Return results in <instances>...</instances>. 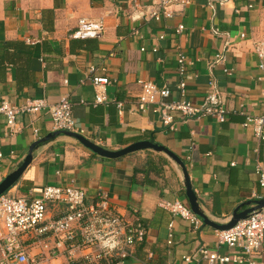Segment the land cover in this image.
Wrapping results in <instances>:
<instances>
[{
  "label": "crops",
  "instance_id": "obj_1",
  "mask_svg": "<svg viewBox=\"0 0 264 264\" xmlns=\"http://www.w3.org/2000/svg\"><path fill=\"white\" fill-rule=\"evenodd\" d=\"M159 2L0 0V104L46 99L54 105L68 98L93 143L111 151L140 141L169 149L185 162L201 211L211 222L225 225L239 208L244 211L264 200L257 175L258 164L264 167V141L243 126L241 114L264 113V69L255 52V43L264 41V0H189L167 8L173 19H149ZM81 18L104 20V37L73 38ZM180 25L185 30L177 34ZM179 51L194 62L187 99L201 103L213 88L229 112L224 124L178 115V130L171 132L152 111L139 112L140 81L170 89L169 102L180 100ZM93 66L98 76L111 79L109 104L93 105ZM115 101L124 103L121 116ZM56 133L48 112L21 116L14 136L0 117V184L23 164L36 142ZM160 158L169 163L162 166ZM103 159L58 133L35 150L32 164L7 194L33 200L47 186L74 185L92 203L106 191L122 216L131 218L138 210L147 227L146 242L126 264H209L200 256L201 248L231 253L219 244V231L203 220L195 229L161 207L179 201L190 208L183 172L165 154L142 151L120 160ZM151 160L154 165L149 166ZM50 209L56 215L65 208ZM258 261L264 264V251ZM53 264L67 263L62 259Z\"/></svg>",
  "mask_w": 264,
  "mask_h": 264
},
{
  "label": "built area",
  "instance_id": "obj_2",
  "mask_svg": "<svg viewBox=\"0 0 264 264\" xmlns=\"http://www.w3.org/2000/svg\"><path fill=\"white\" fill-rule=\"evenodd\" d=\"M178 3L188 4L189 0H160L149 19H173V13L167 8ZM106 30L102 19L95 21L81 18L72 37L79 40L102 39ZM184 30L185 26L180 25L177 34ZM242 37L245 38V35ZM28 43L34 42L28 40ZM255 52L264 69V41L255 43ZM177 62L180 100L169 102L173 94L170 89L159 88L153 82L140 81L142 91L137 102L139 112L146 115L152 111L171 132L178 130V115L184 119L212 118L220 124L227 122L229 112L213 88L201 103L187 99V76L194 62L183 51L178 52ZM97 72L95 66L89 69L96 92L93 105L109 104L111 100L106 88L112 83L111 79L98 76ZM115 104L119 115H123L124 103L115 101ZM43 112L50 115L55 131L86 135L87 129L75 118L73 104L68 98L54 105L46 99H29L19 106L8 102L0 104V117L5 122L9 136L19 132L21 116ZM241 114L246 118L243 126L250 129L257 139L264 141V113L261 116ZM3 159L0 150V172ZM257 175L264 199V167L261 164L257 166ZM51 205L63 206L65 209L54 215L50 211ZM161 207L195 229L203 225L202 219L182 202H163ZM172 228L173 224L170 225L169 244H172L173 239ZM147 234L139 211L134 210L131 218L122 216L109 193L103 190L92 203L87 202L85 191L74 185L47 186L42 190V196L33 200L8 194L0 197V264H53L62 259L67 264H126L133 257L135 249L146 242ZM218 237L219 244L228 246L231 253L221 255L201 248L199 254L209 264H260L258 256L264 251V209L253 212L231 230L219 231ZM185 261L190 262L191 258L187 257Z\"/></svg>",
  "mask_w": 264,
  "mask_h": 264
},
{
  "label": "water",
  "instance_id": "obj_3",
  "mask_svg": "<svg viewBox=\"0 0 264 264\" xmlns=\"http://www.w3.org/2000/svg\"><path fill=\"white\" fill-rule=\"evenodd\" d=\"M58 133H64L70 137H73L77 139L81 144H83L86 148L91 150L94 154L98 155L101 158L107 159V160H120L124 157H127L129 155L142 152V151H154L157 153L165 154L167 157H169L171 160H173L182 170L185 180V186H186V194L189 201L190 208L192 209L193 213L200 217L204 224L207 226H210L212 228H215L218 231H228L234 228L239 222L244 221L249 218L250 214H252L255 211L264 209V200L258 201L255 203V207L248 208L244 211H240L241 208L236 210L232 220L225 225H218L209 220V218L201 211L197 194L195 193V190L193 188L191 178L187 169V166L185 162L179 158L177 155H175L173 152H171L169 149L159 146L153 142L150 141H140L137 143H134L122 150L119 151H111L107 150L89 139H87L85 136L73 133V132H58ZM49 135L46 138H43L36 142L30 149V152L28 156L25 158L23 164L14 172H12L10 175H8L3 182L0 184V197L6 195L23 177L26 170L29 168V166L33 162V154L35 150L41 145L46 142H48L51 138H54L56 135ZM251 203H248L247 206H251Z\"/></svg>",
  "mask_w": 264,
  "mask_h": 264
},
{
  "label": "trees",
  "instance_id": "obj_4",
  "mask_svg": "<svg viewBox=\"0 0 264 264\" xmlns=\"http://www.w3.org/2000/svg\"><path fill=\"white\" fill-rule=\"evenodd\" d=\"M103 160H106V159H103ZM106 161H107V160H106ZM153 161H154V160H151V162L149 163V166H150V165H154V164H153ZM160 163L162 164V166H164V165H167L169 162H168V160H166L165 158H160ZM149 166H148V167H149Z\"/></svg>",
  "mask_w": 264,
  "mask_h": 264
}]
</instances>
